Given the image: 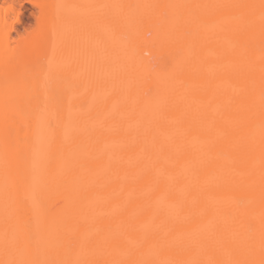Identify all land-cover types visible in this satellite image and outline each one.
Segmentation results:
<instances>
[{
    "label": "bare ground",
    "instance_id": "obj_1",
    "mask_svg": "<svg viewBox=\"0 0 264 264\" xmlns=\"http://www.w3.org/2000/svg\"><path fill=\"white\" fill-rule=\"evenodd\" d=\"M15 1L0 264H261L262 0Z\"/></svg>",
    "mask_w": 264,
    "mask_h": 264
},
{
    "label": "rangeland",
    "instance_id": "obj_2",
    "mask_svg": "<svg viewBox=\"0 0 264 264\" xmlns=\"http://www.w3.org/2000/svg\"><path fill=\"white\" fill-rule=\"evenodd\" d=\"M15 4L23 11V21L28 23L29 25L33 24L35 21L36 6L32 2V0H16Z\"/></svg>",
    "mask_w": 264,
    "mask_h": 264
},
{
    "label": "snow or ice",
    "instance_id": "obj_3",
    "mask_svg": "<svg viewBox=\"0 0 264 264\" xmlns=\"http://www.w3.org/2000/svg\"><path fill=\"white\" fill-rule=\"evenodd\" d=\"M56 7L60 8V7H64V6L57 5ZM103 7H108V6L105 5ZM261 9H262L261 19L264 20V0H262V2H261ZM59 20H60V17L58 16L57 21L59 22ZM53 32H54V35H56L58 38L61 36V33L59 31H57V26L55 24L53 26ZM262 58H264V57H262ZM243 203L244 202H241V206H243ZM28 238L31 239L32 235L28 234ZM262 238H264V224H262ZM6 264H14V262L8 261V262H6ZM21 264H23V262H21ZM30 264H36V262H30ZM261 264H264V261H261Z\"/></svg>",
    "mask_w": 264,
    "mask_h": 264
}]
</instances>
